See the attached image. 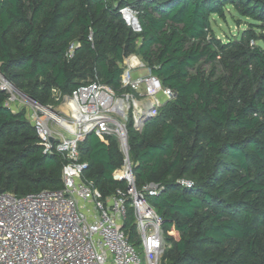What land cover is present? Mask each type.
<instances>
[{
	"label": "trees",
	"instance_id": "trees-1",
	"mask_svg": "<svg viewBox=\"0 0 264 264\" xmlns=\"http://www.w3.org/2000/svg\"><path fill=\"white\" fill-rule=\"evenodd\" d=\"M231 8L248 23L223 42L212 22ZM133 54L175 93L141 132L128 124L136 189L161 188L146 196L163 221L161 264H264V0H0V74L43 106L53 89L71 97L91 81L123 92ZM9 97L0 87V191L62 189L65 159L44 154ZM79 152L105 200L127 193L114 179L124 163L115 138L89 134ZM123 229L137 246L130 199Z\"/></svg>",
	"mask_w": 264,
	"mask_h": 264
},
{
	"label": "built area",
	"instance_id": "built-area-1",
	"mask_svg": "<svg viewBox=\"0 0 264 264\" xmlns=\"http://www.w3.org/2000/svg\"><path fill=\"white\" fill-rule=\"evenodd\" d=\"M121 14L134 31L141 32L135 10L125 8ZM74 49L75 45L71 56ZM122 67L121 93L91 81L71 97L60 95L70 107V115L66 116L54 106L30 99L0 77V87L10 95L11 107L19 102L18 97L25 100L44 154H58L66 161L60 190L25 197L0 191V264H143L137 247L143 250L146 264H161L166 245L163 221L146 198L157 196L161 188L147 184L141 191L136 189L128 124L131 121L134 129L141 132L146 119L156 117L175 93L164 87L135 54L126 57ZM54 93L59 94L56 89ZM92 133L118 141L124 163L114 173V179L127 182V193L119 190L105 200L85 176L88 163L80 161L79 144ZM180 184L193 186L188 180ZM129 199L137 246L123 229Z\"/></svg>",
	"mask_w": 264,
	"mask_h": 264
},
{
	"label": "rangeland",
	"instance_id": "rangeland-1",
	"mask_svg": "<svg viewBox=\"0 0 264 264\" xmlns=\"http://www.w3.org/2000/svg\"><path fill=\"white\" fill-rule=\"evenodd\" d=\"M246 23H248V20L240 19L234 8H231L230 10L226 11L225 18L215 17L213 19L212 29L217 38L221 39L223 42H226L227 40L240 37L242 32L246 29ZM52 95L53 101L49 105L54 106L64 116L70 115V107L68 105V101L60 97V94L54 93ZM18 99L19 102H17V104H12L13 109H26V111H28V114L30 115L25 100L21 96L18 97ZM137 251L140 254V257L142 258L143 264H146L143 250L137 247Z\"/></svg>",
	"mask_w": 264,
	"mask_h": 264
},
{
	"label": "water",
	"instance_id": "water-1",
	"mask_svg": "<svg viewBox=\"0 0 264 264\" xmlns=\"http://www.w3.org/2000/svg\"><path fill=\"white\" fill-rule=\"evenodd\" d=\"M0 77H1L3 80L6 81V79H5L3 76H1V74H0ZM146 120H148V119H146ZM146 120H144V122H145Z\"/></svg>",
	"mask_w": 264,
	"mask_h": 264
}]
</instances>
